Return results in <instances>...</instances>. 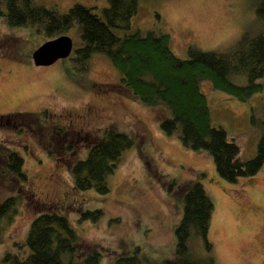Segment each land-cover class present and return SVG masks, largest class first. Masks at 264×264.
<instances>
[{
	"label": "rangeland",
	"instance_id": "1",
	"mask_svg": "<svg viewBox=\"0 0 264 264\" xmlns=\"http://www.w3.org/2000/svg\"><path fill=\"white\" fill-rule=\"evenodd\" d=\"M36 1L59 13L74 4L97 11L108 4V0ZM257 3L139 0L130 26L168 34L169 47L179 59L187 58L190 46L225 52L243 34L254 37L262 30L255 14ZM62 35L72 39L70 56L36 67L31 55L48 41L43 32L12 27L0 18V118H6L0 123V155L17 153L26 175L24 184L9 190L7 182L14 178L0 163V202L22 188L33 200L56 207L55 213L67 219L83 248L100 250L101 264L134 254L141 264H165L173 259L184 194L191 183L200 182L213 204L207 238L216 264H264V165L250 178L233 184L222 181L208 152L182 147L178 131L167 135L160 130L158 118L169 111L136 100L120 84V74L106 56L92 55L80 71L72 61L80 45L77 25ZM231 80L246 85L243 76ZM256 82L264 84V75ZM200 91L212 125L237 145L239 159L253 158L263 131L264 93L243 102L212 89L208 82L200 83ZM106 127L129 136L134 144L108 177L106 195L77 191L65 165L83 160L89 144L104 138ZM21 202L17 215L0 233V261L16 251L14 243H24L35 216L26 201ZM96 210L100 212L96 221L81 220L82 214Z\"/></svg>",
	"mask_w": 264,
	"mask_h": 264
},
{
	"label": "trees",
	"instance_id": "2",
	"mask_svg": "<svg viewBox=\"0 0 264 264\" xmlns=\"http://www.w3.org/2000/svg\"><path fill=\"white\" fill-rule=\"evenodd\" d=\"M138 1L108 0L100 11L93 6L74 4L65 13H59L36 0H0V18H5L12 27H34L48 40L77 25L80 45L72 61L80 71L85 70L92 55L103 54L119 72L120 84L136 100L144 106L169 111L170 115L162 116L164 111L158 118L163 133L170 135L178 131L182 147L211 155L219 179L233 184L240 178L256 175L264 165V122L255 156L239 159L237 145L222 128L212 125L200 83L208 82L212 89L243 102L255 93H264V84L256 82L264 75V26L254 37L243 34L225 52H203L190 46L187 58L179 59L169 47L168 34L131 28L130 20L137 12ZM255 14L264 25V0H258ZM237 76L245 77L246 85L234 84L231 79ZM3 120L6 118H0V123ZM103 136L102 140L96 138L89 144L83 160L65 165L77 191L94 190L106 195L110 190L108 177L134 144L132 138L111 127L103 129ZM6 152V156L0 155V163L14 178L7 182L8 189L14 190L26 182L23 160L13 151ZM23 199L35 216L24 243H14L16 251L6 253L1 264H101L100 250L83 248L67 219L55 213L56 207L33 200L22 188L0 202V233L17 215ZM212 212L213 204L202 184L191 183L184 194L181 219L175 229L173 259L165 264H216L207 238ZM99 214V210L87 211L81 220L96 221ZM111 264L141 262L134 254L116 256Z\"/></svg>",
	"mask_w": 264,
	"mask_h": 264
},
{
	"label": "water",
	"instance_id": "3",
	"mask_svg": "<svg viewBox=\"0 0 264 264\" xmlns=\"http://www.w3.org/2000/svg\"><path fill=\"white\" fill-rule=\"evenodd\" d=\"M72 51V39L61 35L44 42L33 51L31 57L36 67H46L60 59L68 58Z\"/></svg>",
	"mask_w": 264,
	"mask_h": 264
},
{
	"label": "flooded vegetation",
	"instance_id": "4",
	"mask_svg": "<svg viewBox=\"0 0 264 264\" xmlns=\"http://www.w3.org/2000/svg\"><path fill=\"white\" fill-rule=\"evenodd\" d=\"M74 58H75V56H74ZM88 110V109H87ZM44 111H45V109L43 108V109H41V110H39V113H44ZM99 110H96L95 112L93 111V114L94 113H97ZM92 112V110L91 111H89V113H91ZM68 117H71L70 115H67Z\"/></svg>",
	"mask_w": 264,
	"mask_h": 264
},
{
	"label": "bare ground",
	"instance_id": "5",
	"mask_svg": "<svg viewBox=\"0 0 264 264\" xmlns=\"http://www.w3.org/2000/svg\"><path fill=\"white\" fill-rule=\"evenodd\" d=\"M250 203V202H249ZM241 206V205H240Z\"/></svg>",
	"mask_w": 264,
	"mask_h": 264
}]
</instances>
